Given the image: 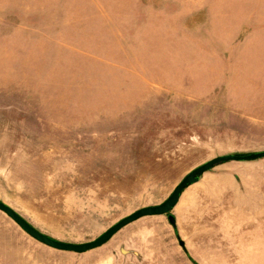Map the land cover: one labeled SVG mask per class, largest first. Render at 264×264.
<instances>
[{
	"label": "rangeland",
	"instance_id": "374dc122",
	"mask_svg": "<svg viewBox=\"0 0 264 264\" xmlns=\"http://www.w3.org/2000/svg\"><path fill=\"white\" fill-rule=\"evenodd\" d=\"M264 150V0H0V200L85 242L193 167ZM83 252L0 210V264H264V157L227 160Z\"/></svg>",
	"mask_w": 264,
	"mask_h": 264
},
{
	"label": "water",
	"instance_id": "95a60500",
	"mask_svg": "<svg viewBox=\"0 0 264 264\" xmlns=\"http://www.w3.org/2000/svg\"><path fill=\"white\" fill-rule=\"evenodd\" d=\"M257 157H264V150L253 151L244 154L223 153L215 155L205 160L204 162L196 165L188 173H186L183 178L174 186L173 190L167 196V198L164 199L162 202L154 205L143 206L134 210L133 212L114 222L96 238L85 242L62 241L46 233H43L42 231L35 228L32 224H30L25 218H23L19 213H17L14 209H12L2 200H0V210L10 216L28 235H30L34 239L56 249L83 252L103 244L124 225L143 215L167 214L169 222L171 224H174L175 218L173 214H171L170 209L178 201L181 191L188 185L198 181L199 176L203 172L210 170L215 165H218L227 160H248Z\"/></svg>",
	"mask_w": 264,
	"mask_h": 264
},
{
	"label": "trees",
	"instance_id": "16d2710c",
	"mask_svg": "<svg viewBox=\"0 0 264 264\" xmlns=\"http://www.w3.org/2000/svg\"><path fill=\"white\" fill-rule=\"evenodd\" d=\"M236 154H244V153H236Z\"/></svg>",
	"mask_w": 264,
	"mask_h": 264
}]
</instances>
